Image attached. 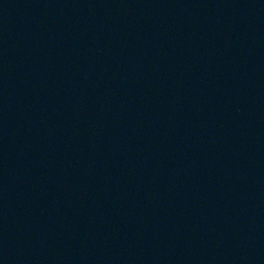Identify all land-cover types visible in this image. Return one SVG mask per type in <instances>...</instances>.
I'll return each mask as SVG.
<instances>
[{
	"label": "water",
	"instance_id": "obj_1",
	"mask_svg": "<svg viewBox=\"0 0 264 264\" xmlns=\"http://www.w3.org/2000/svg\"><path fill=\"white\" fill-rule=\"evenodd\" d=\"M0 196L26 264H264V0H0Z\"/></svg>",
	"mask_w": 264,
	"mask_h": 264
}]
</instances>
